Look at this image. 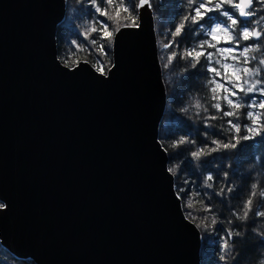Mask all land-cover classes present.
I'll return each mask as SVG.
<instances>
[{"label": "water", "instance_id": "water-1", "mask_svg": "<svg viewBox=\"0 0 264 264\" xmlns=\"http://www.w3.org/2000/svg\"><path fill=\"white\" fill-rule=\"evenodd\" d=\"M138 11L101 75L57 55L66 0H0V244L17 258L201 264L158 135L167 94L153 9Z\"/></svg>", "mask_w": 264, "mask_h": 264}, {"label": "trees", "instance_id": "trees-1", "mask_svg": "<svg viewBox=\"0 0 264 264\" xmlns=\"http://www.w3.org/2000/svg\"><path fill=\"white\" fill-rule=\"evenodd\" d=\"M152 3L158 56L167 94L165 111L159 123V140L167 151L168 169H173L171 172L174 175L175 191L181 199L185 215L195 225L199 224L205 216L209 217L206 224H210L213 215L217 218L216 225L198 228L201 234V264H259V261L264 259V218L256 217L254 212L261 210L264 201H261L259 197L255 198L254 212L250 214L247 221L237 220L232 213L240 211L243 201L248 197L252 183L258 182L264 186V133L253 140L242 141L236 149L211 152L199 159L192 157L191 153L198 148L215 147L211 143L212 140L229 142L233 133L224 131V129L228 127L227 120L233 118L223 117L222 119L208 120L206 127L207 117L212 115L220 117L221 113L211 107L215 101L209 99L211 93L205 84L212 73L207 71L204 58H201L200 64L192 68L178 55L171 65L165 67L166 57L173 50L180 53L184 48L191 47L205 38L202 33L194 32L193 30L197 26L189 22L184 33L180 37H176L178 45L174 43L172 48H162V42L171 40L172 37L171 35H166L165 38L159 36V21L162 20L164 23L168 21L167 33L174 31L181 17L189 11L186 7V0H152ZM254 7L258 10L257 16L251 19L264 15V5L254 2ZM225 10L233 11L227 5H225ZM74 11L78 13L72 17L75 23L66 26V19L68 20ZM110 14L114 19L108 20L106 17L99 16L89 0H66V14L56 30V48L59 59L68 66H73L74 61L77 60H87L94 65L96 60L100 59L106 64V72L112 64V43L103 41L107 56H100L85 39L83 33L93 22V17L108 23L112 29L117 27L115 11L113 10ZM126 15L121 12L119 18L121 23L127 22L124 20ZM209 17H217L218 20L225 19L219 13H210ZM98 36L99 33H93L89 39L98 38ZM73 42L84 45L89 49V52H77ZM247 43H254V41ZM219 46L228 47L229 45L221 44ZM207 51H213V49H207ZM249 66H255V62ZM178 82H184L185 88H178ZM197 99L208 108L207 112L201 109L197 114V109L193 106ZM257 99L260 97L257 96ZM221 103L224 106L223 101ZM185 108L187 111H183ZM225 110L228 109L225 107ZM247 110L246 108L241 110L239 122L242 130L240 135L246 134L243 131V125L250 123L243 115ZM181 139L187 142L178 147H172L174 142ZM208 175L213 177L211 181H208V184L212 185L211 187H207L205 184ZM229 187L233 189L232 192L227 191ZM221 189H224V192L218 195L217 193H220ZM189 200L193 202L192 208L186 206ZM201 201L212 211L204 212ZM190 212L196 217L195 220L188 216ZM229 220L232 221L231 224L228 223ZM228 230L234 233L238 232L240 235H233L230 241V250L224 253L226 259L221 260L220 246L223 242L221 237L226 239ZM0 264L35 263L29 258L15 257L0 244Z\"/></svg>", "mask_w": 264, "mask_h": 264}, {"label": "snow or ice", "instance_id": "snow-or-ice-1", "mask_svg": "<svg viewBox=\"0 0 264 264\" xmlns=\"http://www.w3.org/2000/svg\"><path fill=\"white\" fill-rule=\"evenodd\" d=\"M89 2L99 16L106 17L108 20L114 19L110 14L114 10L115 19L118 24L117 27L112 29L108 23L93 17V22L85 29L83 33L85 39L89 41V44L94 47L100 56H107L103 41H108L111 44L115 34L122 27L138 28V10L145 6L149 9L153 7L152 0H89ZM254 2L264 5V0H186L188 13L181 17L174 31L165 33V35H171L172 39L162 42V48L169 49L173 47L174 43L178 45L176 37H180L184 33L189 22L197 26L193 31L197 34L202 33L205 38L191 47L184 48L180 53L173 50L166 57L167 63L165 67L167 68L171 65L178 55L180 59L187 61L192 68L200 64L201 58H204L207 71L212 73V76L205 84V87L211 93L209 99L215 101V103L211 104V107L218 113H221L220 117L215 115L207 117L205 120L206 127L208 126V120H217L223 117L233 118L227 120L228 127L224 129V131L233 133L229 142L212 140L211 143L215 147L198 148L191 153L194 159H199L201 156L210 154L211 152L236 149L242 141L253 140L264 133V15L251 19L257 16L258 11L254 7ZM101 5L104 6L102 7ZM225 5L233 9V11L229 12L225 10ZM121 12L127 14L124 17V20L127 22H120ZM210 13H219L225 19L218 20L217 17H209ZM93 33H99L98 38L89 39ZM249 41H254V43H247ZM73 44L77 52H89V49L84 45L76 44L75 42ZM221 44L229 46L220 47L219 45ZM207 49H213V51H207ZM253 62H255V66L250 67L249 65L253 64ZM80 63L81 61H74L76 67ZM83 63H88V61L84 60ZM93 67L101 75H105L106 64L100 59L96 60ZM257 96L260 99H257ZM222 101L224 106H222ZM193 106L197 109V114H199V110L201 109L204 112L208 111V108L199 99L195 101ZM225 107L228 110H225ZM245 108L248 110L243 115L250 123L243 125V131L246 134L240 135L242 130L239 122L241 110ZM183 111H187V108L183 109ZM186 142L184 139H181L174 142L172 147H178L180 144ZM169 171L171 172L173 169H169ZM212 179V175L206 177L205 184L207 187L212 186L208 184V181ZM227 191L232 192L233 189L229 187ZM223 192L224 189H221L220 193L217 194L220 195ZM256 197L264 201V186H261L258 182L251 184L250 192L247 199L243 201L242 208L239 212H233L232 215L237 220L247 221L250 214L254 212L253 205ZM200 203L202 204V201ZM186 206L192 208L194 205L189 200ZM4 207L3 204H0V209ZM202 210L204 212L212 211L211 208L203 204ZM254 215L264 218V205H262L261 210H255ZM188 216L193 220L196 219L191 212L188 213ZM208 219L209 217L207 216L203 217L196 227L207 228L217 224L215 215L212 216L210 224L205 223ZM228 223L231 224L232 221L229 220ZM233 235H240V233L228 230L227 238L221 237L223 241L220 246L222 253L220 256L221 260L226 259L224 253L229 252L230 241ZM259 264H264V259H261Z\"/></svg>", "mask_w": 264, "mask_h": 264}, {"label": "rangeland", "instance_id": "rangeland-1", "mask_svg": "<svg viewBox=\"0 0 264 264\" xmlns=\"http://www.w3.org/2000/svg\"><path fill=\"white\" fill-rule=\"evenodd\" d=\"M170 9H171V7H170ZM78 13L77 12H73L69 17H68V20L66 19V22H65V25L66 26H69L70 24H74L75 22L73 21V19H72V17L73 16H75V15H77ZM168 25V21H166L165 23L162 21V20H160L159 21V29H160V33H159V36L160 37H162V38H165V33H167V26ZM179 84V85H178ZM177 87L179 88H185V84H184V82H178L177 83ZM175 91H177V88H175Z\"/></svg>", "mask_w": 264, "mask_h": 264}]
</instances>
